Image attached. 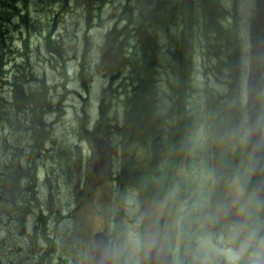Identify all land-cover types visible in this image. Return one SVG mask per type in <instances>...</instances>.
Wrapping results in <instances>:
<instances>
[{"label": "rangeland", "instance_id": "rangeland-1", "mask_svg": "<svg viewBox=\"0 0 264 264\" xmlns=\"http://www.w3.org/2000/svg\"><path fill=\"white\" fill-rule=\"evenodd\" d=\"M124 3L29 0L27 11L18 8L27 14L25 23L15 18L3 34L8 47L0 74V264H95L97 232L109 237L112 264H142L149 252L165 247L173 264H264V203L254 192L256 185L250 187L252 155L247 149L252 37L260 39L262 32L255 22L256 0L221 2L223 17L236 24L241 40L235 72L238 80L244 79L243 101L237 103L234 92L228 107L223 98L230 97L236 75L226 49L214 50L195 37L190 45L191 86L182 94L176 63H167L169 42L181 50L180 27L170 24L158 31L167 60L149 76L159 85L147 95L152 103L156 99L147 125L153 127L150 137L159 157H165L167 133L182 118L176 116L178 100L190 116L189 146L174 152L170 170L162 161L155 168L164 180L159 190L147 185L150 192H161L159 200L115 180L127 163L145 178L149 171L139 150L142 133H134L139 140L127 133L119 137L112 126H124L126 119V104L123 108L118 96L108 100V95L104 102L111 104L109 118L117 116L119 123L107 119L102 127L98 124L101 92L116 76L111 71L119 70L104 37ZM194 5L200 15V1ZM215 43H224L220 35ZM260 56L257 77L264 112V50ZM15 81L32 99L10 113L6 103L14 95ZM37 86L41 90L32 92ZM113 86L128 94L132 87L120 73ZM262 141L264 178V131ZM17 170L21 176L9 181ZM10 190L20 192L17 201L25 200V209L8 206Z\"/></svg>", "mask_w": 264, "mask_h": 264}, {"label": "trees", "instance_id": "trees-1", "mask_svg": "<svg viewBox=\"0 0 264 264\" xmlns=\"http://www.w3.org/2000/svg\"><path fill=\"white\" fill-rule=\"evenodd\" d=\"M14 1L15 0H10L9 2H5L0 0V5L4 6V9L1 10L0 8L1 75L3 73L1 67L6 53L5 49L8 47L6 40L3 39V34L5 33L7 26L11 24L15 18L25 23L27 15L20 14L18 8L23 6L27 11L29 0H17L16 5H13ZM108 1L113 0H88V2L94 4H102L103 2ZM195 1L196 0H125V3L120 8L119 14L113 21L112 27L109 28L107 34L105 35L103 42L104 47L108 50H114L116 54L115 58L116 60L118 59L117 65L119 70L118 72L111 71L112 74H115L116 76L110 79V83H108L107 88L103 89L101 92L98 124L102 127L103 122L107 119L112 121L117 120L119 123L117 116L109 118L108 114L111 104L104 102L105 97L108 95H110L108 100L118 96L119 101L123 104V108H125L126 104V109L124 110L126 119L124 120V126H119V124H114L112 126L117 130L116 134L119 135V137L124 136L127 133L132 140H135L136 138L138 139V137L134 134L136 130L142 133L145 139H142L141 137L140 140L138 139L140 155L149 166V171L147 173L148 176L145 178L141 174V171H137L132 167L131 163H127L117 174L115 180L120 184L123 183L131 185L134 188L139 189V191L143 190L146 196L157 200L163 198L161 196V192L152 193L147 188V185H149L154 189L156 188L159 190L160 182L164 181L160 172L156 171L155 168L158 167L162 161L163 163H168L166 165V169L170 170L171 165H173L172 162L175 158L174 152L176 151L177 153L182 147L189 146L188 137L190 134V116L187 114L185 115V113L189 110H185V103L178 100L176 116L182 118L177 121V128L175 131L173 133H167V148L165 149V157L158 156V148L155 147L156 144H154L152 137H150L153 127L150 125L148 126L147 121L150 117H153L152 105L153 103L156 104V99L153 97L154 102L152 103L147 99V95L152 94V90L156 89L159 84L156 83L157 81L154 82L149 79V76L156 74V68H162L164 66V62L167 60L166 56H162V53L165 51L161 50L158 31L168 30L170 24L180 27L179 39L182 41L181 50L179 51L176 49L177 45L174 42H169V45L167 44V50L169 53L167 56V63H176L177 72L175 76L179 81L180 88L182 89L180 92L182 94H184L191 86L190 58L192 51L190 45L194 44L196 37V39H199L200 41H207L214 50L219 51V47H223L228 52L226 53L224 51L226 56L229 58V64L234 70L233 73L236 75V86L234 89L232 86H229L228 94H230V97L227 96L226 98H223L228 99L226 101V107L233 103L230 98L234 92L236 96L234 100L237 99V103L243 101L244 79L240 76L238 80L237 73L235 72L237 67L239 68L240 66V55L242 52L241 40L237 34V29L234 28L236 27V24H228L225 17H223L224 9L221 5L222 0H198L200 1V10H202L200 15H196L195 11H193L195 9ZM87 18L90 19V16ZM187 21L189 22V25H187ZM255 25L256 24L254 23V26ZM196 30L198 31L197 35L194 33ZM185 32L189 33V37H185ZM218 35L222 37L224 42L223 44L215 43L216 41L218 42ZM173 36L174 34H171L170 38ZM259 38L262 39V32H260ZM173 39H178V35L176 34ZM252 41H254L253 37ZM10 51L11 50H9V52ZM118 73H120L126 85L132 86V84H134L131 87L129 94L128 92L126 93L125 89L120 91L117 88H114L113 83L118 78ZM256 85L258 118L260 123H263L264 112L261 108L262 85L259 77H257ZM12 86L14 87V95H12L9 101H7L9 105L6 103L7 109L10 113H13L14 110H22L21 108L23 104H30L32 99V94L26 95L19 82H13ZM40 90L41 88L37 86L32 90V92H39ZM131 92L140 95L139 98L131 96ZM34 101L36 100L34 99ZM182 129L186 130V135L184 137L181 135ZM35 138L37 139V134L35 135ZM219 141L221 142L222 139H219ZM247 149L249 152H252L250 142L248 143ZM248 166L251 180L252 165L249 159ZM11 175L14 177L10 176L9 181L13 180V182L15 181L14 178L21 176L18 170ZM6 176L7 175L4 174V177ZM258 177L260 181L262 179L264 180L263 175H261L260 172ZM146 182L148 184H146ZM250 187H254L252 181L250 182ZM19 195V191L17 194H14V192L10 190L8 206L12 210L17 209V206L25 209L26 201H17ZM3 199L4 202L7 203V198Z\"/></svg>", "mask_w": 264, "mask_h": 264}, {"label": "water", "instance_id": "water-1", "mask_svg": "<svg viewBox=\"0 0 264 264\" xmlns=\"http://www.w3.org/2000/svg\"><path fill=\"white\" fill-rule=\"evenodd\" d=\"M256 22L262 27L263 40H257L254 43V67L249 85V120H250V136L252 141V165L253 179L256 185L255 193L264 203V186L258 180L259 160L261 156V125L257 111V95H256V76L258 70L257 59L260 53L264 50V0H256ZM258 44V46H256ZM257 137V138H256ZM264 210V205H263ZM95 244V264H112L111 258L108 255L107 247L109 239L106 235L96 234L94 236ZM143 264H172V256L167 248L161 250H153L145 257Z\"/></svg>", "mask_w": 264, "mask_h": 264}, {"label": "clouds", "instance_id": "clouds-1", "mask_svg": "<svg viewBox=\"0 0 264 264\" xmlns=\"http://www.w3.org/2000/svg\"><path fill=\"white\" fill-rule=\"evenodd\" d=\"M233 264H234V262H233ZM254 264H260V262L259 261H255Z\"/></svg>", "mask_w": 264, "mask_h": 264}, {"label": "flooded vegetation", "instance_id": "flooded-vegetation-1", "mask_svg": "<svg viewBox=\"0 0 264 264\" xmlns=\"http://www.w3.org/2000/svg\"><path fill=\"white\" fill-rule=\"evenodd\" d=\"M6 225H8V227L10 226V224H6Z\"/></svg>", "mask_w": 264, "mask_h": 264}, {"label": "bare ground", "instance_id": "bare-ground-1", "mask_svg": "<svg viewBox=\"0 0 264 264\" xmlns=\"http://www.w3.org/2000/svg\"><path fill=\"white\" fill-rule=\"evenodd\" d=\"M256 46H258V44H256Z\"/></svg>", "mask_w": 264, "mask_h": 264}]
</instances>
